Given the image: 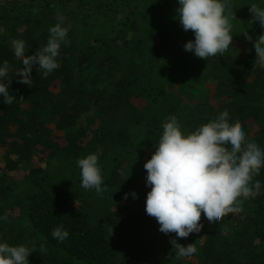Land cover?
<instances>
[{"label": "trees", "instance_id": "trees-1", "mask_svg": "<svg viewBox=\"0 0 264 264\" xmlns=\"http://www.w3.org/2000/svg\"><path fill=\"white\" fill-rule=\"evenodd\" d=\"M252 3L264 7V0H230L232 42L248 45L247 50L231 45L184 70L183 47L173 49L170 37H195L179 22L178 0H12L0 5V63L9 61V90L24 98L7 105L0 97V147L6 150L0 216L8 217L0 220V241L35 246L30 264H188L170 243L176 234L159 231L156 218L146 213L151 188L144 164L170 115L191 132L227 109L230 123L241 124L264 149V68L254 64L252 51L264 29L253 21ZM168 8L173 16L166 18ZM60 14L69 29L58 57L61 67L46 78L34 68L32 87L19 83L15 73L22 61L15 58L11 41L23 39L27 54H34L46 45ZM207 81L216 84L214 96L226 101L184 105L185 84ZM91 111L88 126H78ZM254 123L260 128L252 133ZM90 153L98 155L103 170L107 187L102 195L81 187L76 161ZM255 179L264 182V169ZM120 203L122 211L115 212ZM200 222L201 232L177 239L185 246L195 243L190 264H264V188L244 200L240 213L211 227L202 213ZM60 224L70 234L63 242L52 237Z\"/></svg>", "mask_w": 264, "mask_h": 264}, {"label": "clouds", "instance_id": "clouds-1", "mask_svg": "<svg viewBox=\"0 0 264 264\" xmlns=\"http://www.w3.org/2000/svg\"><path fill=\"white\" fill-rule=\"evenodd\" d=\"M178 19L185 31L192 30L195 39L184 48L203 59L223 54L233 41L230 0H178ZM254 23L264 29V7L250 5ZM69 29L64 26L62 14L49 28L46 45L27 54L23 39L11 41L16 59L22 67L16 70L19 83L32 87L33 69L48 77L61 67L58 57L62 44L68 43ZM254 64L264 68V34L252 47ZM12 66L8 60L0 63V97L7 105L23 102L9 90ZM80 169L81 187L106 191L104 175L96 153L76 161ZM146 184L151 188L146 198V213L155 217L164 234L175 233L170 243L178 257L190 258L197 249L195 243L179 244L178 238H187L203 228L201 214L208 225L220 222L229 214L242 211L244 200L261 194L264 182L255 179L264 169V149L250 140L239 123H230L227 109L194 131L185 132L175 115L162 123V134L151 158L144 164ZM136 197L135 192L131 193ZM128 194H125V199ZM7 215L0 220L7 221ZM63 224L52 230L53 239L63 242L69 237ZM35 246L10 245L0 241V264H30L29 256Z\"/></svg>", "mask_w": 264, "mask_h": 264}, {"label": "rangeland", "instance_id": "rangeland-1", "mask_svg": "<svg viewBox=\"0 0 264 264\" xmlns=\"http://www.w3.org/2000/svg\"><path fill=\"white\" fill-rule=\"evenodd\" d=\"M10 1L12 0H0V5H5ZM172 13L173 12L170 11V8H168L167 13H166V18L173 16ZM187 42L188 41L186 39H183L182 37H179L177 35H172L170 37V45L172 46L173 49L177 50L183 47V50H184V57H183V60L180 62V70H184L185 68H188V67L194 68L197 62L201 59L195 56L193 52H189L185 50L184 45ZM231 45L237 47L239 50L240 49L247 50L248 48V45H245L242 42H238V41L232 42ZM172 53L174 54L175 52H172ZM217 55H220V54H217ZM196 74H197V70L194 71L193 75L191 76L192 77L191 79H195L194 76ZM215 89H216V84H212L211 82H208V81L205 83L198 84V85L185 84V90H184L185 92L183 91L184 105H186L189 108L198 107L200 105H215L216 106L226 101L225 98H216L214 96ZM141 107H143V105H141ZM91 116H92V111L84 114L79 120L78 126L80 127L88 126ZM259 128H260L259 123L257 124L254 123L250 125V130L252 133L257 131ZM5 152L6 150L3 149V147H0V168L2 170L5 167V162L3 160ZM122 205L123 204L121 203L118 204L115 209V212L122 211ZM108 230H109V236L112 239H116L118 237V234L114 231V228L112 225H108ZM183 262L190 264V263H194L195 260L192 257H190V258H184ZM139 264H150V262L149 260H144Z\"/></svg>", "mask_w": 264, "mask_h": 264}]
</instances>
